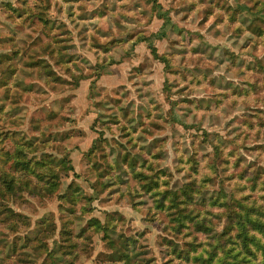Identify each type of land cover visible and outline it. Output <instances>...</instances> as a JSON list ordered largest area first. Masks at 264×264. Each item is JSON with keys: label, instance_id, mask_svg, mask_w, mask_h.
I'll return each mask as SVG.
<instances>
[{"label": "rangeland", "instance_id": "obj_1", "mask_svg": "<svg viewBox=\"0 0 264 264\" xmlns=\"http://www.w3.org/2000/svg\"><path fill=\"white\" fill-rule=\"evenodd\" d=\"M157 1L156 9L151 10L152 3L145 0H93L95 5L87 9L107 15L82 22L79 12L72 17L69 14L73 0L68 4L64 0H0V53L11 52L14 46H30L45 54L35 45L39 37L48 39L45 25L34 15L48 17L55 26L59 25L60 31L71 33L74 46L65 54L74 56L65 58L71 60V70L82 76L74 88V82L70 83L72 71L57 65L55 73L62 76V83L46 85L42 79L35 80L34 88L27 86L28 98L19 103L22 109H11L10 113L7 110L6 121H0V128L28 131L35 110L42 107V119L39 113L33 118L46 125L48 132L58 134V139L49 142L54 145H45L43 152L60 156L55 145L68 150L74 172L82 175L79 178L70 172L52 193L34 189L36 184H30L23 193L24 201L12 204L31 219L30 228L22 235L31 233L40 223L54 232L47 240L48 249L59 238L64 215L59 208V194L70 181L81 184L84 194L91 196L77 204L78 209L85 204L89 208L83 224L91 217L101 222L109 220L115 229L112 235L120 233L121 239H135V248L142 258L164 264L169 255L163 241L172 235L165 227L168 217L155 202L159 195L154 190L161 191L165 186L162 180L168 182V187L180 185L185 180L181 169L187 167L185 161L211 158L217 141L226 153L231 152V161L239 158L245 167L252 166L264 174V25L259 19L263 11L252 5L254 0ZM142 9L158 10L163 16L154 14L150 19L149 14L140 12ZM119 10L133 21L138 20V25L135 23L129 30L133 38L136 30L150 34L146 42L109 43L111 39L104 36V31L112 29L118 33L117 21L122 20L115 18L114 13ZM85 26L87 30L83 31ZM76 27L81 28L83 37H78ZM161 28L163 35L159 33ZM153 46L157 57L151 52ZM39 57L55 62L49 56ZM38 67L43 69L42 64ZM94 74L100 77L94 80ZM32 75L39 77L38 71ZM93 81L95 92L88 96ZM99 112L104 115L101 119L96 118ZM113 112L117 113V120L112 117ZM103 125L107 145L113 148L105 149L112 155L126 150L129 158H137V163L144 159L148 173L150 168L160 172V186L149 191L145 185V190L126 173L117 179L116 172L105 162L107 173L98 175L95 182L100 188L93 191L83 179L96 177L89 173L84 153ZM231 171L219 169V176ZM219 183L215 179L213 188ZM102 235V231L90 228L84 238L76 239L75 264H119L106 262L104 254L109 249ZM12 237L0 223V264H24L4 253L5 243ZM41 260L42 257H33L25 264H39Z\"/></svg>", "mask_w": 264, "mask_h": 264}, {"label": "trees", "instance_id": "obj_2", "mask_svg": "<svg viewBox=\"0 0 264 264\" xmlns=\"http://www.w3.org/2000/svg\"><path fill=\"white\" fill-rule=\"evenodd\" d=\"M64 1L68 4L71 0ZM73 1L74 5L69 10V14L72 17L74 13L79 12L78 18L82 22L107 15L105 12L93 14L94 12L87 9L89 5H95L93 0ZM145 1L152 3L151 10L156 9L157 0ZM245 5L248 6L246 3ZM252 5L257 10L263 11V15L259 16L263 26L264 0H254ZM82 6L86 9L81 11ZM138 6L139 4H136V7ZM140 12L149 14L150 19L154 14L158 17L163 16L158 10L150 12L142 9ZM114 14L115 18H120L122 21H117L120 23L118 33L112 29L104 31V36L111 39L109 43L116 40L131 45L146 42L148 39L146 37L150 34L143 35L142 30H136L133 38V34L129 32L138 20L133 21L126 12L120 10L115 11ZM34 18L41 20L45 25L44 34L48 39L43 40L39 37L35 40V45L45 54L37 53L38 50L30 46L23 49L14 46L11 52L0 53L2 93L0 121L3 123L6 121L7 110L10 113L11 109L17 112L22 109L19 103L28 98L26 94L30 91L28 85L34 88L36 86L34 81L40 79L46 85L51 82L62 83V76L55 73L57 65L69 72L72 71L71 60L65 58V56H74V53L65 54L69 47L74 46L69 30L67 33L65 30L60 31L59 25L55 26V22L48 17L39 18L34 15ZM77 29L78 37H83L85 34L80 32L81 28ZM86 30L87 27L83 31ZM159 33L165 34L163 28ZM151 52L154 56H158L154 46ZM39 56H49L55 59L56 63L48 62ZM39 64L43 65V69H39ZM34 71H38L39 77H33ZM71 75L73 80L70 83L74 82L72 86L75 88L79 85L82 76H77L74 71ZM99 77L100 75L96 74L94 80ZM94 82L91 84L88 96H92L91 93L95 92L92 89ZM41 110L42 107L35 110L28 131L3 126L0 128V223L10 234H13L12 239L5 243L6 257L17 258L18 262L24 264L33 257H42L39 264H75L78 246L76 239L84 238L85 232L92 228L94 232H103L102 240L109 249L104 254L106 262L155 264L153 258L140 256V252L135 248V239L129 237L121 239L120 233L112 235L115 229L109 220L101 222L98 218L91 217L86 224L82 223L89 208L85 204L78 209L77 204L82 200H90L91 196L84 194L83 186L75 184L77 182L74 181H70L65 191L59 194L61 200L59 208L64 215L55 245L48 249L47 240L55 234L41 223L31 233L26 231L22 235V231L30 228L31 219L24 212L15 209L12 204L24 201L23 193L26 188L31 187L30 184H36L34 189H44L52 193L61 187L62 178L69 176L70 172L76 177H82L74 172L75 168L68 150H60L61 147L55 145L58 148L56 153L60 156L43 152L45 145L47 147L54 145L49 142L58 139V134L48 132L46 125L42 126L41 122L33 118L36 113L41 117ZM103 116L99 112L96 118L101 119ZM112 117L117 120V113L113 112ZM105 134L103 125L99 128L98 136L93 139V143L84 153L89 164V173L96 174V177L93 180L90 176L83 179L89 183L93 191L100 188L95 182L98 175L107 173L103 168L105 162L116 172L117 179H121L122 174L126 173V175L131 174L142 187L148 185L149 191L160 186V172H153L150 168L148 173L143 166L144 159L138 161V164L137 158L136 160L133 156L129 158L126 150L119 151L116 155L106 150L108 145ZM127 134L130 135L131 130H128ZM140 137L141 135L137 138ZM6 140H9L7 145ZM118 146L122 147V144ZM108 148L110 151L113 149L111 145ZM229 155L231 152L226 153L221 143L217 141L214 143L211 158L205 156L199 160L193 157L185 161L187 167L181 168L185 171V180L180 185H176L175 188L168 187V182L162 180L165 186L161 191L154 190V193L159 195L155 198V202L168 217L165 227L172 235L164 238L163 241L169 255L164 260V264H264V174L257 172L252 166L245 167L239 158L231 161ZM229 168L232 169L231 172L224 177L219 176V169L227 171ZM215 179H219L220 183L218 187L213 188ZM72 236L75 237L68 242Z\"/></svg>", "mask_w": 264, "mask_h": 264}]
</instances>
